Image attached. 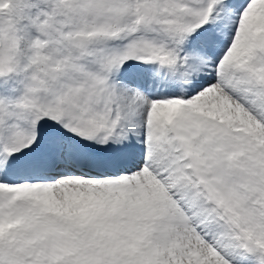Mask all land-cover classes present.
<instances>
[{
    "label": "snow or ice",
    "instance_id": "6c2138e0",
    "mask_svg": "<svg viewBox=\"0 0 264 264\" xmlns=\"http://www.w3.org/2000/svg\"><path fill=\"white\" fill-rule=\"evenodd\" d=\"M0 264H264V0H0Z\"/></svg>",
    "mask_w": 264,
    "mask_h": 264
}]
</instances>
